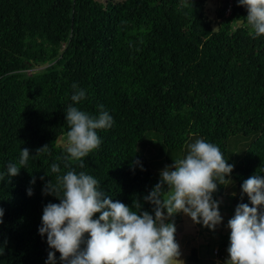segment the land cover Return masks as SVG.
<instances>
[{
	"label": "trees",
	"instance_id": "obj_1",
	"mask_svg": "<svg viewBox=\"0 0 264 264\" xmlns=\"http://www.w3.org/2000/svg\"><path fill=\"white\" fill-rule=\"evenodd\" d=\"M206 1L0 0V264H46L54 250L39 234L43 209L60 201L44 189L58 175L84 172L105 197L154 216L144 197L160 182L156 166L171 168L197 139L234 165L228 192V181L218 184L213 199L252 207L242 184L264 177V36L238 0H219L214 20ZM73 84L86 93L79 103ZM101 105L113 124L97 130L101 144L81 168L56 141L69 130V106L96 117ZM55 260L63 264L58 252Z\"/></svg>",
	"mask_w": 264,
	"mask_h": 264
},
{
	"label": "clouds",
	"instance_id": "obj_2",
	"mask_svg": "<svg viewBox=\"0 0 264 264\" xmlns=\"http://www.w3.org/2000/svg\"><path fill=\"white\" fill-rule=\"evenodd\" d=\"M238 2L246 8L247 24L255 35L264 36V0ZM72 88L71 100L79 103L85 98V90L77 84ZM99 107L100 113L96 117L73 106L66 112L69 130L65 159L81 161V168L84 167L82 158L101 144L97 130L111 128L113 124L109 113L102 105ZM47 152V145L37 149V155ZM29 157V149L24 148L19 165H26ZM233 168L217 145L197 139L185 157L175 161L171 168L162 170L160 182L144 197L146 202L154 205V216L147 211L141 213V205L136 201L133 211L125 204L105 197L98 188L97 179L84 172L77 174L69 170L58 175L56 184L50 181L44 189L46 195H55L60 201L49 203L43 209L39 234L47 236V244L54 250L49 251L46 264H56V252L63 264H184L179 258L175 225L166 221L182 212L194 223L215 230L222 223V217L219 202L212 194L218 184L228 181L225 177ZM20 169L16 164H9L8 175L14 177ZM50 170L52 173L61 171L56 163ZM0 179H3L2 175ZM242 192L247 194L252 207L239 204L234 217L228 221L230 259L227 264H264V213L259 211L264 206V177L250 176L243 182ZM32 194L29 189L28 195ZM96 214H99L98 219L93 218ZM3 215L4 210L0 208V223ZM216 262L221 264L219 259Z\"/></svg>",
	"mask_w": 264,
	"mask_h": 264
},
{
	"label": "rangeland",
	"instance_id": "obj_3",
	"mask_svg": "<svg viewBox=\"0 0 264 264\" xmlns=\"http://www.w3.org/2000/svg\"><path fill=\"white\" fill-rule=\"evenodd\" d=\"M103 2L104 0H100ZM219 0H207L205 4V12L206 16L210 20H214L216 16V10L219 8ZM228 14V13H227ZM225 14V15H227ZM216 27H213V30H215ZM56 145L60 147H67V139L66 136H61L57 139ZM154 148H157V143L153 144ZM162 160V159H160ZM154 162L157 161V159H153ZM164 166H156L155 170L159 173L164 170ZM231 180H228L226 184V191L228 192L229 183ZM230 195V194H229ZM231 196V195H230ZM232 200L233 197L229 196H222L217 200L219 202V212L222 217V223L218 225L215 230H210L209 228H206L203 226V224H197L199 228V232L197 234V245H190L189 241H183L181 242V246L187 244V246H184L185 248H194L195 249V257L194 261L189 262L188 257L187 260L183 259L184 264H217L218 262H215V259L221 260V264H227V261L230 259L228 254V247L230 245V229L228 228V221L234 217L235 215V208L232 206ZM167 214V213H166ZM180 216L179 213L176 215L175 222L177 225L181 226L180 223ZM182 219L184 220V217L182 216ZM176 228V227H175ZM178 229L176 228V231ZM183 244V245H182ZM214 248L216 249L218 255L213 254ZM189 255V254H188Z\"/></svg>",
	"mask_w": 264,
	"mask_h": 264
},
{
	"label": "crops",
	"instance_id": "obj_4",
	"mask_svg": "<svg viewBox=\"0 0 264 264\" xmlns=\"http://www.w3.org/2000/svg\"><path fill=\"white\" fill-rule=\"evenodd\" d=\"M165 215H166V212H165ZM176 215L174 216V220L170 221L169 223H174L175 222ZM179 216L181 217L180 218L181 226H179L176 223H174L175 227L178 229L175 232V240L179 244V248H180L181 255H180L179 258L181 260H183V259L187 260V257L189 256L188 254L190 253V250L194 249V248H189V250H188V248L183 249V247L187 246V244H185V245L182 244L183 246H181V242L188 240L190 245H195L196 246L197 243H198L197 234L199 232V228H198L197 224L194 223L191 220V218L188 217L187 215H185L184 213H182V212L179 213ZM182 216L184 217V220L182 219ZM166 223H168V222L166 221Z\"/></svg>",
	"mask_w": 264,
	"mask_h": 264
},
{
	"label": "built area",
	"instance_id": "obj_5",
	"mask_svg": "<svg viewBox=\"0 0 264 264\" xmlns=\"http://www.w3.org/2000/svg\"><path fill=\"white\" fill-rule=\"evenodd\" d=\"M228 9H229V6H227L226 13H228ZM213 254L216 255L217 254V251L216 250H213Z\"/></svg>",
	"mask_w": 264,
	"mask_h": 264
},
{
	"label": "water",
	"instance_id": "obj_6",
	"mask_svg": "<svg viewBox=\"0 0 264 264\" xmlns=\"http://www.w3.org/2000/svg\"><path fill=\"white\" fill-rule=\"evenodd\" d=\"M226 1H227V0H222V1H221V7H224V6H225Z\"/></svg>",
	"mask_w": 264,
	"mask_h": 264
}]
</instances>
